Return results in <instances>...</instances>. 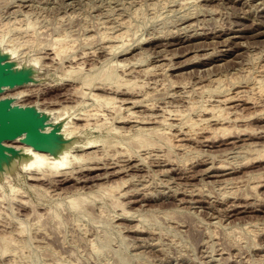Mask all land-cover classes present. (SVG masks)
Listing matches in <instances>:
<instances>
[{
    "label": "rangeland",
    "instance_id": "rangeland-1",
    "mask_svg": "<svg viewBox=\"0 0 264 264\" xmlns=\"http://www.w3.org/2000/svg\"><path fill=\"white\" fill-rule=\"evenodd\" d=\"M0 36V49L20 43L17 61L38 64L29 86L9 94L51 110L60 130L77 114L93 118L62 135L72 158L59 174L32 182L18 167L0 176V264H264V0H0ZM166 105L169 121L147 128L167 134L134 126L137 112L152 121ZM187 127L195 135L173 147ZM90 140L96 147L85 148Z\"/></svg>",
    "mask_w": 264,
    "mask_h": 264
},
{
    "label": "bare ground",
    "instance_id": "bare-ground-1",
    "mask_svg": "<svg viewBox=\"0 0 264 264\" xmlns=\"http://www.w3.org/2000/svg\"><path fill=\"white\" fill-rule=\"evenodd\" d=\"M192 24H193V23H192ZM30 28H31V27H30ZM21 31H22V30H21ZM27 31H28V30H27ZM119 33H120V32H119ZM124 34H125V32H124ZM1 35H2V34H1ZM116 35H117V34H116ZM1 37H2V36H0V39L4 38V40H5V38H6V37H2V38H1ZM23 37H24V36H23ZM109 37H110V36H109ZM124 37H125V36H124ZM115 38H116V37H115ZM60 40L62 41V39H60ZM109 40H110V38H109ZM113 40H114V39H113ZM116 40H117V39H116ZM61 41L56 42V44L59 45V46H61L60 44H58V43H62ZM65 41H66V40H65ZM17 44H18V43H17ZM24 44H25V43H24ZM62 44H65V42L62 43ZM57 45L55 46L56 49H57V47H58ZM66 45H67V44H66ZM11 46H12V45H11ZM11 46H10V47H11ZM16 46L21 47V44H20V43H19V45H16V44H15L14 47H13V49H10V48L0 49V54H3V55H5V56H7L8 61H10V62L12 63V65L14 66L15 69H29V70L31 71V75H32V77H33V75H34L33 73H35V71H34V70H35L34 66H35V65H38L37 62H36V61H35V62H30V63H28V64L22 65L19 61H17V59H18L19 57H17V59H16V55H18V54H17V53H18L17 51L19 50V48H17ZM49 46H50V44H49ZM67 46H68V45H67ZM110 46H111V45H109V47H110ZM112 46H113V45H112ZM15 47H16V48H15ZM53 47H54V46H52V51L55 52L56 49L53 48ZM61 47H62V46H61ZM61 47H58V48L60 49ZM109 47H108V48H109ZM114 47L116 48V46H114ZM63 48H65V50H67V49H66L67 47L64 46V45H63ZM16 49H17V51H16ZM46 49H47V48H46ZM53 49H55V50H53ZM59 49H58V50H59ZM106 49H107V48H106ZM113 49H114V48H113ZM113 49H112V52H113ZM61 50L64 51V49H60V51H61ZM22 51H23V50H22ZM60 51H59V52H60ZM107 51H108V50H107ZM53 52H52V54H53ZM59 52H58V53H59ZM61 52H62V51H61ZM61 52H60V53H61ZM64 52H66V51H64ZM64 52H63V53H64ZM108 52H109V51H108ZM60 53H59V54H60ZM46 54H47V53H46ZM55 54L57 55V53H55ZM55 54H54V55H51V56L57 57ZM59 54H58V56H60ZM31 57H32V56H31ZM34 57H35V56H34ZM47 58H48V57H47ZM32 59H33V58H32ZM34 59H36V58H34ZM34 59H33V61H34ZM37 59L39 60V57H38ZM54 59H55V58H54ZM54 59H53V60H54ZM58 59H60V57H59ZM75 59H76V58H75ZM30 60H31V59H30ZM41 60H42V59H41ZM74 61H75V60H74ZM82 62H83V61H82ZM105 63H106V62H105ZM112 63H113V62H112ZM123 64H124V63H123ZM93 65H94V64H93ZM104 65H105V64H104ZM119 65H120V64H119ZM84 66H85V65H84ZM121 66H123V65H121ZM37 67H38V66H37ZM78 67H80V66H78ZM70 68H71V67H70ZM95 68H96V67H95ZM95 68H93V69H95ZM111 68H112V67H111ZM38 69H39V68H38ZM79 69H80V68H79ZM83 69H84V68H83ZM152 69H153V68H152ZM152 69H151V70H152ZM114 70H115V69H114ZM148 70H149V69H148ZM72 71H73V70H72ZM104 71H105V70H104ZM142 71H143V70H142ZM67 72H68V70H67ZM109 72H110V71H109ZM112 72H113V71H112ZM134 72H135V71H134ZM147 72H148V71H147ZM64 73H65V72H64ZM70 73H71V72H70ZM67 74H68V73H67ZM104 74H105V73H104ZM152 74H153V73H152ZM109 75H110V74H109ZM143 75H144V74H143ZM62 76H64V75H62ZM101 76H102V75H101ZM64 77H66V76H64ZM103 77H104V76H103ZM112 77H113V76H112ZM112 77H111V78H112ZM96 78H97V77H96ZM105 78H106V77H105ZM119 78H120V77H119ZM93 79H94V78H93ZM108 79H109V78H108ZM124 79H125V78H124ZM32 80H33V79H32ZM38 80H39V78H38ZM99 80H100V78H99ZM102 80H103V78H102ZM106 80H107V79H106ZM117 80H118V79H117ZM127 80H128V79H127ZM262 80H263V79H262ZM83 81H84V80H83ZM94 81H95V80H94ZM84 82H86V81H84ZM91 82H92L91 80H90V81L87 80L86 84H83V85H85V86L90 85V86H91V85H92ZM95 82H96V81H95ZM115 82H116V81H115ZM119 82H120V81H119ZM123 82H124V81H123ZM129 82H130V81H129ZM149 82H150V81H149ZM154 82H155V81H154ZM210 82H211V81H210ZM82 83H83V82H82ZM101 83H104V82H101ZM111 83H112V82H111ZM134 83H135V82H134ZM157 83H159V82H157ZM29 84H30V82H29V83H26V84H24V85H22V87H23V86H29ZM109 84H110V83H109ZM155 84H156V83H155ZM255 84H256V83H255ZM262 84H263V83H262ZM116 85H117V84H116ZM118 85H120V84L118 83ZM118 85H117V86H118ZM126 85H127V84H126ZM130 85H131V84H130ZM156 85H157V84H156ZM99 86H102V84L99 85ZM99 86H98V89H100ZM123 86H124V85H123ZM128 86H129V85H128ZM153 86H155V85L153 84ZM259 86H260V87H259ZM259 86H258V87H259V88H258L259 90L257 89V91H256V90H254V91H256V93H258L260 96H262V95H264V87H262L261 84H260ZM16 87H17V86H16ZM16 87H14V88H16ZM88 87H89V86H88ZM92 87L94 88L95 86H92ZM92 87H90V88H92ZM103 87H104V86H103ZM110 87H111V86H110ZM118 87H119V86H118ZM159 87H160V86H159ZM119 88H120V87H119ZM119 88H118V89H119ZM151 88L153 89V87H151ZM156 88H157V86H156ZM255 88H256V87H255ZM253 89H254V87H253ZM11 90H13V88L6 87L5 90H4V92L0 93V99H1V98L9 97V98H12V99L14 100V104H19V105H22V106L32 105V106H34V107H35V108H36L41 114L46 115V116L48 117V119H49V115L51 114V110H50V111H47L45 107H43V109L38 108V106H39V103H38V102H37L38 105H37V103H35L36 105H35L34 103H32V104H26V102H25V104H24V103L18 101V99H19L21 96L17 97V98H18V99H17V98L15 97V96H17V95H15L14 93H13L14 95L12 94L13 96H12L11 94H9L10 92H8V91H11ZM15 90H16V89H15ZM17 90L20 91L21 89L19 88V89H17ZM17 90H16V92H17ZM77 90L79 91L78 88H77ZM128 90H129V89H128ZM155 90H156V89H155ZM157 91H158V90H157ZM7 92H8V93H7ZM11 92H12V91H11ZM14 92H15V91H14ZM21 92H22V91H21ZM23 92H24V91H23ZM85 92H86V91H85ZM90 92H91V91H90ZM17 93H19V92H17ZM91 93H92V92H91ZM91 93H90L89 95H91ZM95 93H96V92H95ZM100 93H101V92H100ZM148 93H149V92H147L146 96L143 97V98H147ZM155 93H156V92H155ZM185 93H186V92H185ZM256 93L254 92L253 94H256ZM26 94H27V93H26ZM66 94H67V93H66ZM92 94H94V92H93ZM150 94H151V93H150ZM238 94H239V93H238ZM238 94H237V95H238ZM258 94H257V95H258ZM18 95H20V94H18ZM22 95H23V94H22ZM67 95H68V94H67ZM67 95H66V96H67ZM101 95H102V94H101ZM101 95H100V96H101ZM103 95H105V94H103ZM143 95H144V94H143ZM153 95H154V94H153ZM237 95H236V96L227 97V98H225V97H226V96H225V97H224L225 99L222 98V99H223V103L225 104V103H227L228 101H233L234 98H235V99L240 98L241 95H240V96L238 95L239 97H238ZM94 96L97 97V100H98L99 98H100V100H101V99H102L101 97H103V100L106 102V103H105V102H104V103H105V105L107 104V106H108V104L110 105V103H114V102H115L114 100H115V98H116L115 96L109 97L110 95L107 96V97H105V96H101V97H100L99 95L94 94ZM228 96H229V95H228ZM64 97H65V96H64ZM113 97H114V98H113ZM236 97H237V98H236ZM243 97H244V96H243ZM67 98H68V96H67ZM91 98H94V100H95V97H93V95H92ZM149 98H150V97H149ZM241 98H242V97H241ZM241 98H240V99H241ZM244 98H245V97H244ZM64 99H65V98H64ZM235 99H234V100H235ZM251 99H252V97L250 98V100H251ZM41 100H42V99H41ZM97 100H96V101H97ZM141 100H142V99H141ZM241 100H242V99H241ZM253 100H254V98H253ZM28 101H29V100H28ZM101 101H102V100H101ZM101 101H100V103H101ZM123 101H124V100H123ZM137 101H138V99H137ZM137 101H133V102L131 101V102H132V103H135V102H137ZM143 101H144V99L142 100V102H143ZM146 101H147V100H146ZM146 101H145V102H146ZM159 101H161V100H159ZM218 101H219V103L222 102L221 100H218ZM236 101H237V100H236ZM239 101H240V100H239ZM251 101H252V100H251ZM102 102H103V101H102ZM142 102H141V103H142ZM233 102H235V101H233ZM104 103H103V104L101 103V104L104 106ZM121 103H122V102H121ZM138 103H139V102H138ZM141 103H140V104H141ZM146 103L149 104L148 102H146ZM219 103H218V104H219ZM223 103H222V107H223V106L225 107V105H223ZM136 104H137V103H136ZM140 104H139V106H141ZM147 104L144 103V105H147ZM150 104H152V103H150ZM230 104H231V103H230ZM113 105L116 106L115 104H111L110 106H113ZM117 105H118V104H117ZM142 105H143V104H142ZM155 105H156V104H154V106H155ZM94 106H95V105H94ZM118 106L120 107V105H118ZM118 106H117V110H118ZM132 106H133V105H132ZM150 106H151V105H150ZM150 106H147V107L149 108ZM152 106H153V105H152ZM160 106H161V105H160ZM160 106H159V107H160ZM203 106H204V105H203ZM216 106H217V105H216ZM220 106H221V105H220ZM220 106H218V109H219ZM39 107H41V106H39ZM64 107H65V106H63V108H62L63 110H64ZM98 107H99V106H98ZM133 107H134V106H133ZM155 107H156V106H155ZM166 107H167V105L165 106V109H162V108H164V106H163V107H160V108L162 109V111H161V112L158 111L159 114L157 113V115H156V114L151 115L153 112H152V113L150 112V113H151V114H150V117L152 116V121L147 120V117H146V116H147L148 114H147L146 116L144 115V116L146 117V120H147V121H145V120L142 121V120L145 119V118L142 116V118L140 119L139 116H136V115L138 114V112H137L136 115H134V112H135V111L133 112L131 109H130V110L132 111V113H131V112H130V113L127 112V113L130 114V115L128 114L129 116H127V117L130 119V117H131L132 115H134V116H133V117H134V118H133V119H134V126L136 125L137 128L140 127L142 124L146 123L147 126L145 125V126L140 127V128H141V129L143 128L144 131H146V130L149 129L148 132H150V131H152V130H153V132L156 131V130L158 131L159 128H157V127H155V126H154V127L157 128V129H155V128L153 129L152 127H151V128H147V127H150L148 124H149V123H155V125L157 124V126H158L159 123H161L162 121H164L165 118H166L167 116L164 118V117H163V114L169 109V108L167 107V110H166ZM44 108H45V109H44ZM54 108H55V107H54ZM89 108H90V107H89ZM96 108H97V107H96ZM105 108H106V106H105ZM109 108H111V107H107V109H109ZM122 108H124V106H122ZM148 108H147V109H148ZM151 108H153V107H151ZM230 108H232V107H230ZM51 109H52V108H51ZM56 109H57V108H56ZM56 109H55V110H56ZM66 109H67V106H66ZM69 109H71V108H69ZM101 109H102V108H101ZM107 109H106V110H107ZM112 109H113V107H112ZM115 109H116V107H114L113 110H115ZM120 109H121V107L119 108V112L125 110V108H124L123 110H122V109L120 110ZM127 109H129V108L127 107ZM127 109H126V111H127ZM154 109H156V108H154ZM154 109H153V110H154ZM157 109H158V108H157ZM204 109L207 110L208 108H204ZM210 109H211V107H210ZM216 109H217V108H216ZM216 109H214V107H212V112H211V113L213 114V113L215 112V114H217L216 112L219 111V110L215 111ZM221 109H222V108H220V111H221ZM63 110H62V111H63ZM117 110H115V111H117ZM149 110H150V109H149ZM164 110H166V111H164ZM171 110H173V109H171ZM174 110H176V109H174ZM177 110H178V109H177ZM177 110H176V112L181 113V111L179 112L180 109H179L178 111H177ZM206 110L204 111L205 113H206L207 111L210 113V111H211V110H207V111H206ZM213 110H214V111H213ZM224 110H225V108H224ZM224 110L222 109L221 113H222ZM52 111H54V109H53ZM56 111H58V110H56ZM62 111H58V116H56L57 118H59V116H61V115L64 114L65 111H63V112H62ZM86 111H87V110H86ZM89 111H90V110H89ZM93 111H94V110H93ZM101 111H103L105 114L107 113L108 115H110V114L108 113L109 110H108L107 112H105V110H101ZM202 111H203V110H202ZM82 112H83V111H82ZM82 112H81V113H82ZM96 112H97V111H96ZM103 112H102V113H103ZM113 112H114V111H113ZM113 112L110 111V113L114 114ZM174 112H175V111H174ZM208 112H207V113H208ZM228 112H229V111H228ZM263 112H264V111H261L260 114H262ZM56 113H57V112H56ZM65 113H66V112H65ZM83 113H84V112H83ZM83 113H82V114H83ZM90 113H91V112H90ZM90 113H88V114L85 113V114H86V115H89ZM97 113H98V112H97ZM104 113H103V114H104ZM120 113H121V112H120ZM127 113L125 112L126 115H127ZM166 113L168 114L169 112H166ZM170 113H171V111H170ZM170 113H169V115H170ZM178 113H176V114L178 115ZM202 113H203V112H202ZM209 113H208V114H209ZM211 113H210V114H211ZM52 114H54V112H53ZM82 114H81V115H82ZM85 114H83V115H85ZM92 114H94V113H92ZM92 114H91V115H92ZM99 114H101V113L99 112ZM107 114H106V115H107ZM144 114H145V113H144ZM174 114H175V113H173V114H171V115H174ZM210 114H209V115H210ZM215 114L212 115V118H213V117H214V118H215V117L217 118V116H216ZM218 114H219V113H218ZM218 114H217V115H218ZM56 115H57V114H56ZM64 115H65V114H64ZM64 115H63V116H64ZM77 115H78V117H77V116H76V117H77V119L79 118L78 120H84L83 125H82V124H79V122H75V121H78V120H75V121H72V122L69 121V122H66V123L63 125L62 130H60V129H58V127H57V128L55 127L56 125L54 126V122H53V124H52V123L49 122V120H47V122H46V126H45L44 130H45L46 132H49V131L52 130V128H56V129L59 131V135L61 134V136L63 135V136H65V137H67V138H68V136H69V138L72 137V136L74 137V135L76 134V132H77L78 129H80V128L83 127V130H84V126H89L88 124H89L90 122H89L88 120H90V119L92 120V119H93V118H90V117H89L90 115L87 116V118H88V117L90 118V119H88V120L85 119V116H83L84 118H83V117L81 118V116H80L79 114H77ZM126 115H124V116H126ZM177 115H176V117H177ZM180 115H182V116L184 117V115H183L182 113H181ZM180 115H178V116H179V117H182V116H180ZM79 116H80V117H79ZM94 116H95V117H98V120H99V116H97L96 113H95ZM122 116H123V115H122ZM122 116H121V117H122ZM218 116H220V115H218ZM262 116H264V114H262ZM91 117H93V116H91ZM95 117H94V118H95ZM101 117H102V115H101ZM103 117H105V116H103ZM103 117H102V118H103ZM119 117H120V116H119ZM127 117H123V118H125V121H126ZM135 117L138 118V119H136ZM150 117H148V119H149ZM169 117H170V120H171L172 117H171V116H169ZM176 117H174V118H176ZM183 117H182V118H183ZM226 117H227V116H226ZM259 117H260V116H259ZM63 118H64V117H63ZM63 118H62V119H63ZM74 118H75V117H74ZM184 118H185V117H184ZM210 118H211V117H209V118L207 117V119H209V120H210ZM214 118H213V121L215 120ZM227 118H228V117H227ZM227 118H224V121H226ZM235 118H238V117H235ZM59 119H60V118H59ZM75 119H76V118H75ZM120 119L122 120V118H120ZM129 119H128V120H129ZM131 119H132V118H131ZM133 119H132V120H133ZM139 119H140V120H139ZM150 119H151V118H150ZM168 119H169V118H168ZM179 119H181V118H179ZM179 119L176 118V120H179ZM201 119H202V117H201ZM201 119L198 118V122H199V120H200V123H202ZM220 119H222V118L220 117ZM228 119H230V117H229ZM262 119H263V118H262ZM57 120H58V119H57ZM91 120H90V121H91ZM95 120H96V119H95ZM98 120H96L97 123H99ZM172 120H174V119L172 118ZM176 120H175V121H176ZM190 120H191V119H190ZM192 120H195V119H192ZM192 120H191V121H192ZM205 120H206V118H204V121H205ZM209 120H207V121L210 122ZM211 120H212V119H211ZM222 120H223V119H222ZM232 120H233V119H232ZM235 120H239V119H235ZM55 121H56V120H55ZM99 121H100V120H99ZM125 121H124V122H125ZM166 121H169V120H165L164 123H165ZM179 121H180V120H179ZM179 121H177V122H179ZM184 121H185V120H184ZM188 121H189V119H188ZM188 121H186V122H188ZM216 121L219 122V123L221 122V121L218 120V119H216ZM216 121H215V122H216ZM227 121H228V120H227ZM227 121H226V122H227ZM91 122H92V121H91ZM117 122H118V121H117ZM119 122H120V121H119ZM119 122H118V123H119ZM126 122H127V121H126ZM135 122H136V123H135ZM177 122H176V123H177ZM186 122H185V123H186ZM189 122H190V121H189ZM195 122H196V121H194V123H195ZM215 122H213V123H215ZM222 122H223V121H222ZM226 122H224V123H226ZM95 123H96V122H95ZM95 123H94V124H95ZM121 123H122V122H121ZM127 123H129V121H128ZM162 123H163V122H162ZM162 123H161V124H162ZM168 123H169V122H167L166 124H168ZM181 123H183V124L185 125L184 122H180V124H181ZM190 123H192V122H190ZM203 123H204V122H203ZM203 123H202V124H203ZM206 123H207V122H206ZM211 123H212V122H211ZM91 124H93V123H91ZM94 124H93V125H94ZM208 124H209V123L205 124V126H211V125H208ZM215 124H216V123H215ZM215 124H213V125H215ZM221 124H222V123H221ZM100 125H101V124H100ZM100 125H98V126H100ZM139 125H140V126H139ZM151 125H152V124H151ZM162 125H163V124H162ZM170 125H172L171 122H170ZM176 125H177V124H176ZM190 125H192V124H190ZM190 125H189V127H192V126H190ZM194 125H196V123H195ZM199 125H200V124H199ZM218 125H219V124H218ZM81 126H82V127H81ZM98 126H97V124H95V127L98 128ZM132 126H133V124H132ZM159 126H160V125H159ZM180 126H181V125H180ZM187 126H188V124H187ZM203 126H204V124H203ZM215 126H216V125H215ZM215 126H214V127H215ZM223 126H224V125H223ZM223 126L220 125L221 128H222ZM112 127H113V126H112ZM130 127H131V126H130ZM184 127H185V126H184ZM189 127H187L188 129H185V130L183 131V130L181 129V128H182V126H181V128H179L180 130H182V132L180 131L181 134H179V131H176L177 134L175 133V136H176V141H177V142L173 145V147H175V145L177 146V143H179L181 146H183L184 144L181 143V142H182V141L185 142V140L187 141V139H188L190 136H193V134H194L193 131H196V130H193V129H195V127L193 126V127H194V128L192 129L193 131H192L191 129H189ZM196 127H199V126H198V123H197V126H196ZM214 127H213L212 129H214ZM217 127H218V126H217ZM217 127H216V129H217ZM220 127H218V128L220 129ZM89 128H91V126H89ZM99 128H100V127H99ZM118 128H119V127H118ZM122 128L125 129V127H122ZM137 128H136V129H137ZM140 128H139V129H140ZM161 128H162V127H161ZM185 128H186V127H185ZM200 128H202V125H200ZM200 128H199L198 130H204L203 128H202V129H200ZM205 128H206V127H205ZM207 128H209V127H207ZM210 128H211V127H210ZM210 128H209V129H210ZM223 128H225L226 130L228 129V128H226V127H223ZM115 129H116V128H115ZM129 129H131V128H129ZM139 129H138V132L140 131ZM143 129H142V131H143ZM169 129H171V128L169 127ZM174 129H175V128H174ZM225 129H223V130L226 132ZM117 130H118V129H117ZM119 130H121V127H120ZM122 130H123V129H122ZM126 130H128V129L126 128ZM126 130H125V131H126ZM198 130H197V131H198ZM206 130H208V129H206ZM206 130H205V131H206ZM220 130H222V129H220ZM220 130H219V131H220ZM235 130H236V129H235ZM128 131H129V130H128ZM134 131H135V129H134ZM136 131H137V130H136ZM144 131H143V132H144ZM205 131H203V132H205ZM209 131L211 132V130H209ZM209 131H208V132H209ZM212 131L215 132V130H212ZM258 131H259V130H258ZM114 132H116V131H114ZM126 132H127V131H126ZM143 132H142V135H139L140 137H135V138H137V139H138V138H141V139H142ZM148 132H147L146 134H150V133H148ZM153 132H152V133H153ZM159 132L161 133L160 130H159ZM192 132H193V133H192ZM201 132H202V131H201ZM217 132H218V131H217ZM124 133H125V132H124ZM152 133H151V134H152ZM155 133H156V135H157V132H154V135H155ZM164 133H166V132L164 131V132L161 133V134L163 135ZM228 133H229V132H228ZM135 134H136V133H135ZM138 134H141V133H138ZM138 134H137V135H138ZM166 134H167V133H166ZM171 134H172V133H171ZM158 135H159V134H158ZM168 135H169V134H168ZM194 135H195V134H194ZM146 136H147V135H144V136H143V139H144ZM148 136H149V135H148ZM160 136H161V135H160ZM175 136H174V137H175ZM161 137H162V136H161ZM174 137H173V138H174ZM165 138H168V139H169L168 136H165ZM193 138H194V137H192V139H193ZM21 139H22V137L20 136V137L14 139V140H12V141H7V142H6V145H8V146H13L16 150H18L19 153H18V154H15V155H14V154H11V153L9 154V161H8V162H5V161H4L3 167H2V169L0 170V176H2L3 173L5 174V173H8V172H9V174H10V172L13 171L14 169H16V168H18V167H21V168H23L24 170L29 171V172L32 174L33 177H30L31 181L34 180L35 182H37V181L42 180V178H43L42 176H47V175H45L46 172H48L47 174H49V175H48L49 177H50V173H49V172H53V173H54L53 170H56L57 173L59 174L60 170L63 171L62 169H66L67 163H70V162H68L67 160L69 159L68 157L70 156V155H68V154H69V149L72 147V144H64V141H63V142H60V143H57V144H56V147L52 150V153H50V152H45V151H39V150H36V149H34L32 146H29V145H26V144L22 143V142H21ZM141 139H140V140H141ZM162 139H163V138H162ZM168 139H167V141H168ZM215 139H216V138H215ZM91 140H92V139H91ZM91 140H90L89 142L86 143L85 148H91V147H93V145H94L96 142H98V140H96V142L93 143V142H91ZM138 140H139V139H138ZM144 140H145V139H144ZM146 140H147V139H146ZM151 140H152V139H151ZM151 140H150V141H151ZM170 140H171V139H170ZM170 140H169V141H170ZM189 140H190V138H189ZM92 141H93V140H92ZM132 141H133V140H132ZM141 141H143V140H141ZM171 141H172V140H171ZM171 141H170V142H171ZM85 142H86V141H85ZM127 142H128V141H127ZM139 142H140V141H139ZM148 142H149V141H148ZM133 143H134V142H133ZM92 144H93V145H92ZM138 144H139V143H138ZM144 144H145V142H144ZM149 144L152 145V142H150V143H148V144L146 143V146L149 145ZM155 144H156V143H155ZM160 144H161V143H160ZM166 144H167V143H166ZM172 144H173V143H172ZM179 144H178V145H179ZM182 144H183V145H182ZM150 145H149V146H150ZM94 146L96 147V145H94ZM110 146H111V145H110ZM181 146H180V147H181ZM126 147H127V146H126ZM109 148H110V147H109ZM177 148H179V147H177ZM190 148H191V147H190ZM81 149H82V148H81ZM97 149H98V148H97ZM102 149H103V148H102ZM82 150H83V149H82ZM85 150H86V149H85ZM103 150H104V149H103ZM262 150H263V149H262ZM83 151H84V150H83ZM159 152H161V151H159ZM249 152H250V151H249ZM251 152H252V151H251ZM254 152H255V151H254ZM259 152H260V151H259ZM91 153H92V152H91ZM119 153H120V152H119ZM72 154H73V153H72ZM86 154H87V153H86ZM86 154H84L83 157H85ZM89 154H90V153H89ZM89 154H87L88 157L91 156V155H89ZM94 154H95V153H94ZM117 154H118V153H117ZM121 154L123 155V153H121ZM159 154H160V153H159ZM159 154H158V155H159ZM161 154L163 155L162 152H161ZM77 155H78V154H77ZM81 155H83V153L80 154V156H81ZM130 155H131V154H130ZM74 156H75V155H74ZM259 156H260V155H259ZM70 157H71V156H70ZM83 157H82L81 159H84ZM86 157H87V156H86ZM88 157H87V158H88ZM91 157H92V156H91ZM95 157H97V156H95ZM129 157H130V156H129ZM156 157L160 158V156H157V155H156ZM71 158H72V157H71ZM76 158H77V156H76ZM87 158L84 159L83 161L85 162V160H86V161L89 163V161H91V160L88 161ZM97 158H98V157H97ZM88 159H90V158H88ZM94 159H96V158H93V160H94ZM100 159H101V158H100ZM100 159H98V160L100 161ZM129 159H130V158H129ZM161 159H162V158H161ZM254 159H255V158H254ZM75 160H76V159H75ZM75 160L73 159V162H74ZM98 160H97V161H98ZM142 160H143V159H142ZM69 161H70V159H69ZM77 161H78V159H77ZM77 161H76V162H77ZM73 162H71V163H73ZM76 162H74V164H75ZM84 162H83V163H84ZM93 162H94V161H93ZM93 162H92V163H93ZM113 162H114V161H113ZM78 163H79V161L77 162V164H78ZM80 163H81V162H80ZM80 163H79V164H80ZM83 163H82V164H83ZM96 163H97V162H96ZM74 164H73V165H74ZM77 164H76V165H77ZM79 164H78V165H79ZM85 164H86V163H84V165H85ZM89 164H90V163H89ZM89 164H88V165H89ZM76 165H75V166H76ZM78 165H77V166H78ZM92 165H93V164H92ZM92 165H91V166H92ZM104 165H105V164H104ZM116 165H117V164H116ZM85 166H86V165H85ZM125 166H126V165H125ZM125 166H124V167H125ZM128 166H129V165H127L126 167H128ZM132 166H134V165H132ZM135 166H136V164H135ZM135 166H134V168H135ZM137 166H138V165H137ZM67 167H68V166H67ZM70 167H72V164H71ZM82 167H84V166H82ZM82 167L80 166V168H82ZM89 167H90V166H89ZM93 167H94V166H93ZM90 168H91V167H90ZM96 168H97V167H96ZM122 168H123V167H122ZM69 169H70V168H69ZM69 169H68V171H69ZM71 169L73 170V168H71ZM75 169H76V168H75ZM77 169H78V168H77ZM84 169H85V168H84ZM93 169H95V168H93ZM72 170H70L71 172H70L69 174L72 173ZM85 170H86V169H85ZM87 170H88V168H87ZM91 170H92V169H91ZM116 170H117V169H116ZM121 170H122V169H121ZM4 171H5V172H4ZM20 171H21V170H20ZM64 171H65V170H64ZM66 171H67V170H66ZM29 172H28V174H29ZM117 172H118V171H117ZM120 172H121V171H120ZM12 173H13V172H12ZM25 173H26V172H25ZM53 173L51 174L52 176H54ZM55 173H56V172H55ZM57 173H56V174H57ZM61 173H62V172H61ZM61 173H60V174H61ZM63 173H64V172H63ZM63 173H62V174H63ZM73 173H74V172H73ZM115 173H116V172H115ZM58 174H57V175H58ZM67 174H68V172H67ZM21 175H22V174H21ZM57 175H56V176H57ZM28 176H29V175H28ZM59 176H60V175H59ZM63 176H64V175H63ZM65 176H66V175H65ZM65 176H64V177H65ZM67 176H68V175H67ZM61 177H62V176H61ZM61 177H60V178H61ZM51 178H52V177H51ZM67 178H68V177H67ZM2 179H3V178H2ZM45 179H46V178H45ZM54 179H55V177H54ZM54 179H53V180H54ZM63 179H64V178H63ZM58 180H59V179H58ZM64 180H65V179H64ZM66 180H67V179H66ZM32 182H33V181H32ZM40 182H41V181H40ZM40 182H39V183H40ZM63 182H64V181H63ZM77 182H78V181H77ZM120 182H121V181H120ZM120 182H119V183H120ZM123 182H124V181H123ZM125 182H126V181H125ZM125 182H124V183H125ZM119 183H116V185H111V186L108 187V188H104V189H105V192H106V191H109V188H110V191H111V192L117 190L118 188H120V184H119ZM37 184H38V183H36V185H37ZM83 184H84V183H83ZM122 184H123V183H122ZM40 185H41V184H40ZM56 185H57V184H56ZM65 186H66V185H65ZM145 186H146V185H145ZM11 187H12V186H11ZM34 187H35V186H34ZM77 187H78V186H77ZM254 187H255V186H254ZM16 188H17V187H16ZM16 188H14V189H16ZM39 188H40V187H39ZM50 188L52 189V187H50ZM62 188H63V187H62ZM86 188H87V187H86ZM12 189H13V188H12ZM17 189H19V188H17ZM17 189H16V190H17ZM37 189H38V188H37ZM90 189H91V188H90ZM99 189H100V188H99ZM104 189H103V190H104ZM107 189H108V190H107ZM16 190H15V191H16ZM19 190H20V189H19ZM19 190H18V191H19ZM100 190H101V189H100ZM100 190H99V191H100ZM103 190H102V191H103ZM13 191H14V190H13ZM18 191H17V192H18ZM46 191H47V190H46ZM77 191H78V190H77ZM110 191H109V192H110ZM20 192H21V191H20ZM57 192H58V191H57ZM59 192H60V191H59ZM68 193H69V192H68ZM107 193H108V192H107ZM113 193H115V192H113ZM63 194H64V193H63ZM92 194H93V193H92ZM115 194H117V193H115ZM188 194H189V193H188ZM60 195H61V194H60ZM95 195H96V194H95ZM105 195H106V194H105ZM110 195L112 196V193H110ZM53 196H54V195H53ZM108 196H109V195H108ZM113 196H114V195H113ZM119 196H120V195H119ZM122 196H123V195H122ZM21 197H22V196H21ZM114 197H116V196H114ZM77 198H78V197H77ZM77 198H74V200L72 199V201H70V202L72 203V205L75 206L76 208H77V207L80 205V203H81V202L79 203L80 200L78 199V200H79V201H78ZM81 198H82V197H81ZM75 199H76V200H75ZM114 199H115V198H114ZM19 200H20V199H19ZM116 200H117V199H116ZM21 201H22V200H21ZM17 202H18V201H17ZM22 202L24 203V201H22ZM119 203H121V202L119 201ZM19 204H20V203H19ZM25 204H26V203H25ZM83 205H85V203H84ZM75 207H74V208H75ZM58 208H59V207H58ZM27 209H28V208H27ZM34 209H35V208H34ZM64 210H65V209H64ZM34 211H35V210H34ZM43 213H44V212H43ZM124 213H125V212H124ZM36 214H37V212H36ZM53 214H54V213H53ZM57 215H58V214H57ZM58 216H59V215H58ZM39 217H40V216H39ZM37 223H39V222H37ZM1 227H2V226H1ZM42 227H43V226H42ZM28 228H29V227H28ZM44 229H45V228H44ZM19 230H20V229H19ZM50 230H51V229H50ZM4 231H5V230H4ZM44 231H45V230H44ZM2 232H3V231H2ZM20 232H21V231H20ZM22 232H23V231H22ZM24 232H25V231H24ZM15 233H16V232H15ZM11 236H12V235H11ZM22 239H23V238H22ZM11 240H12V239H11ZM1 241H2V240H1ZM16 242H17V241H16ZM23 242H24V241H23ZM7 243H8V242H7ZM12 244H13V243H12ZM23 244H24V243H23ZM0 245H1V244H0ZM4 245H5V244H4ZM8 245H9V244H8ZM15 245H16V244H15ZM6 246H7V245H6ZM9 246H10V245H9ZM23 246H24V245H23ZM18 247H19V246H18ZM20 247H21V246H20ZM12 248H13V247H12ZM7 249H8V248H6V250H7ZM18 249H19V248H18ZM4 250H5V248H4ZM6 250H5V252H7V251L10 250V249H8L7 251H6ZM10 252H11V251H10ZM10 254H11V253H10ZM5 255H6V254H5ZM17 259H18V258H17ZM57 262H58V261H57ZM15 263H16V262H15ZM61 263H63V262H61Z\"/></svg>",
    "mask_w": 264,
    "mask_h": 264
},
{
    "label": "water",
    "instance_id": "water-1",
    "mask_svg": "<svg viewBox=\"0 0 264 264\" xmlns=\"http://www.w3.org/2000/svg\"><path fill=\"white\" fill-rule=\"evenodd\" d=\"M32 79L29 69H15L7 56L0 54V93L6 87L22 86ZM47 120L48 117L32 105L14 104V100L9 97L0 99V170L4 161H9L10 153H19L13 146L6 145L7 141L21 136L22 143L50 153L57 143L64 141L56 128L49 132L44 130Z\"/></svg>",
    "mask_w": 264,
    "mask_h": 264
}]
</instances>
